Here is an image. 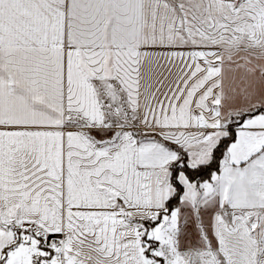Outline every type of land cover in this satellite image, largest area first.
Segmentation results:
<instances>
[{"label":"snow or ice","instance_id":"6c2138e0","mask_svg":"<svg viewBox=\"0 0 264 264\" xmlns=\"http://www.w3.org/2000/svg\"><path fill=\"white\" fill-rule=\"evenodd\" d=\"M0 264H264V0H0Z\"/></svg>","mask_w":264,"mask_h":264}]
</instances>
